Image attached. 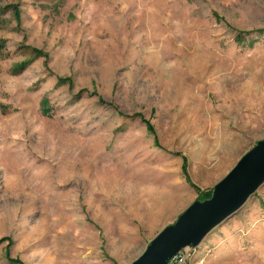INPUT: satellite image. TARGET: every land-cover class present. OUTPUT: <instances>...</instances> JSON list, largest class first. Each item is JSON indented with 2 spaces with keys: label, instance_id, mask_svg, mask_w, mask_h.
I'll return each mask as SVG.
<instances>
[{
  "label": "rangeland",
  "instance_id": "374dc122",
  "mask_svg": "<svg viewBox=\"0 0 264 264\" xmlns=\"http://www.w3.org/2000/svg\"><path fill=\"white\" fill-rule=\"evenodd\" d=\"M0 40V264H130L264 138V0H0ZM168 263L264 264V183Z\"/></svg>",
  "mask_w": 264,
  "mask_h": 264
},
{
  "label": "water",
  "instance_id": "95a60500",
  "mask_svg": "<svg viewBox=\"0 0 264 264\" xmlns=\"http://www.w3.org/2000/svg\"><path fill=\"white\" fill-rule=\"evenodd\" d=\"M264 183V138L246 151L212 189L164 226L130 264H167L179 250L196 247Z\"/></svg>",
  "mask_w": 264,
  "mask_h": 264
},
{
  "label": "trees",
  "instance_id": "16d2710c",
  "mask_svg": "<svg viewBox=\"0 0 264 264\" xmlns=\"http://www.w3.org/2000/svg\"><path fill=\"white\" fill-rule=\"evenodd\" d=\"M2 47H3V41L0 40V49ZM31 51L34 52V54H36V55H39L41 53V51L39 49H36V48H31ZM26 64H27L26 61L21 62L20 64H18V66H17L18 69L17 70L20 71V70L24 69ZM58 81L59 82H63V79H58ZM167 264H169V263H167Z\"/></svg>",
  "mask_w": 264,
  "mask_h": 264
},
{
  "label": "built area",
  "instance_id": "2783aa9c",
  "mask_svg": "<svg viewBox=\"0 0 264 264\" xmlns=\"http://www.w3.org/2000/svg\"><path fill=\"white\" fill-rule=\"evenodd\" d=\"M179 254H180V250H179L175 255H173V257L170 259V261H172V260H174L176 257H178ZM170 261H169V262H170Z\"/></svg>",
  "mask_w": 264,
  "mask_h": 264
}]
</instances>
